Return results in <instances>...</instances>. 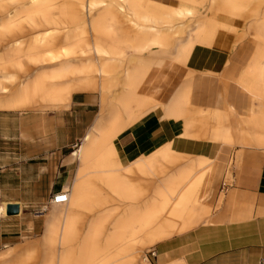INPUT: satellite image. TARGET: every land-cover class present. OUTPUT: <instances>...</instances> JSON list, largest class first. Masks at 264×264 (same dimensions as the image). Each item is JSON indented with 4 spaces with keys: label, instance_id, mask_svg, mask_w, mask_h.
I'll list each match as a JSON object with an SVG mask.
<instances>
[{
    "label": "crops",
    "instance_id": "0c3cea01",
    "mask_svg": "<svg viewBox=\"0 0 264 264\" xmlns=\"http://www.w3.org/2000/svg\"><path fill=\"white\" fill-rule=\"evenodd\" d=\"M78 1L83 4V0ZM99 1L102 6L111 4L104 0H92L86 5L97 3L96 8L102 7ZM110 2L121 5L122 0ZM161 7L163 5L154 0L134 1L130 16L134 19L132 24L136 35L138 25H149V18L162 19L147 13V9L160 10ZM86 32L88 37L92 35L89 28ZM259 34L264 41V24ZM6 48L12 50L1 55L0 62L15 67L19 75L5 72V68L0 69L2 264H28L38 248L42 250L39 264H90V260L92 264H103L107 254L113 256L118 253L121 245L132 246V251L136 250L135 258L140 261L146 256L140 257L138 252L157 243L150 256L154 264H264V146L241 142L232 147H218L200 140L180 138V122L169 119L165 101L169 102L174 85L187 82L182 79L185 73L177 74L179 79L170 89L169 80L164 88L161 87L156 99L163 103L148 99L143 105L130 106L125 113L118 103L122 74L108 82L112 90L105 94L100 89L101 78L96 82L98 87L91 90L80 88L81 78L73 76L74 71L95 64L97 56L93 51H90L87 60L80 63L79 59L64 55L67 48L63 50L61 47L58 52L51 51L54 47ZM251 54L252 48L237 47L225 61L241 67L249 61ZM23 59L35 66L46 65L50 70L31 76L21 62ZM248 67L237 74L235 84L225 83V91L219 96L225 102V115L230 122L233 116L240 115L245 122L255 124L252 127L254 131L263 130L264 79L250 75ZM185 68L188 69L186 64L182 68L186 72ZM9 74L14 78L20 77V81L16 78L12 81L4 79ZM247 77L252 79L251 84L247 82ZM29 80H38L49 93L46 99H40L37 94L36 99L21 106V101L19 104L17 99H11L20 84ZM193 82L195 106L209 109L213 115L222 109V103L217 100V93L222 89L217 75L197 72ZM10 86H15L12 92ZM3 88L6 92L2 91ZM260 90L262 95L253 96L255 91ZM90 92L99 94L95 97L96 101L88 94ZM37 106L69 108L46 116L23 110ZM62 116H74L75 124L81 126L79 136L65 134L72 132L73 123L67 127L64 119L59 118ZM139 121L135 131L124 133ZM113 128L114 139H105L106 132H111ZM233 130L242 129L238 125ZM76 140L80 142L70 154V143ZM168 146L177 154L203 156L211 160L199 191L204 204L195 209L197 218L191 229L136 248L137 235L133 231L136 220L132 203L121 200L119 196L126 188L138 185L139 181H148L147 177L140 175L138 166L148 164ZM105 180L112 181L114 187L116 184L119 191L116 193L113 187L112 190L106 187ZM61 191L67 192L68 201L57 205L50 203L48 213L41 214L46 217L45 220L41 219L42 216L31 214V208L40 207ZM78 196L87 199L95 196L104 204L94 208L86 200L74 207L73 200ZM9 204L18 205L17 214L6 215ZM60 205H63L62 211L58 210ZM206 206L207 211L202 214ZM83 216L87 223L82 233L79 225ZM208 218L209 222L205 223ZM106 226L109 230L105 232ZM40 231L43 234L38 242L29 243L19 251L14 249L25 240L31 242L38 238L34 235ZM142 237L144 240L147 236L144 234ZM96 245L102 250L94 254ZM110 245L112 251H103L105 246Z\"/></svg>",
    "mask_w": 264,
    "mask_h": 264
},
{
    "label": "bare ground",
    "instance_id": "6f19581e",
    "mask_svg": "<svg viewBox=\"0 0 264 264\" xmlns=\"http://www.w3.org/2000/svg\"><path fill=\"white\" fill-rule=\"evenodd\" d=\"M3 1L0 0V44H3V46L55 47L57 44H61L63 47H71L70 51H66L64 55L77 58L80 63L86 60L90 51H93L97 56L96 63L93 66H87L73 72V76L81 78L82 85L80 88L93 90L98 87L96 82L101 78L100 89L104 94L111 91L112 86L108 82L113 79L112 73L114 71L112 67H114V62L121 60L125 55L122 53L123 49L116 47V44L118 42L131 43L129 62L124 70V82L120 90V100H118L119 108L121 111H125V113H127L132 104L143 105V103L148 102V99H150L149 101L160 104L163 103L151 94L148 98L143 96L146 92L149 94L160 90L158 88L148 90L145 86L146 79L153 77L155 79L163 78L165 76L163 63L165 61L174 60L170 70L172 72H175L178 68H184L195 45L212 46L214 39L217 38L212 33L214 25H212L211 21H205L203 23L195 22L194 29L188 32L186 36H181V31L174 33L178 35V38L172 41L174 54L171 55L170 52L165 51L163 48L167 44L166 39L169 37L167 34H171L176 25L179 29L183 27V24L179 20L192 16L193 13L190 10L172 7L171 13L167 17L168 21L163 23L159 19L160 17L149 18L147 20V24L149 25H138L136 37H126L118 41L115 38L112 39V34L103 28L105 16L103 13L110 14L115 7L119 11L127 10L129 13H132V6L135 0H122L125 3V9H123L122 5H115L113 3L104 5V12H101L97 18H90L88 15L90 11L96 8L97 3H91L88 6L78 3L75 7H65L63 11H65L66 15L57 16L52 15L54 8L51 3L53 0H31L30 4H39L40 6L37 8H29L25 11L28 14L23 17L17 13L19 7L17 8L16 3L18 0L9 1L8 4H5ZM181 1L190 4H199L206 0ZM208 1L221 14L234 17H239L241 14H244L252 18L250 27L254 31L255 43L248 63V73L255 78L264 79V41L259 34L260 27L264 24V0ZM101 3V1L98 2L102 6ZM9 5L12 6V9L8 7ZM83 12L87 16L86 20L82 18ZM12 13H14L13 16H11ZM19 14L21 15L20 12ZM3 19L6 20L3 21ZM22 22H25L30 29L36 30V32L34 31V34L25 36L14 34L21 27ZM173 24L174 27L172 26ZM84 26H88L92 34L97 37V45L93 46V50H89L90 48L87 51L80 50L82 48L80 47L81 42L76 38L75 31ZM6 35L10 37L8 36L9 38L5 39ZM101 59H104V62H99ZM186 72L190 73L191 71L186 69ZM187 75L184 74V76ZM7 78H11V76L4 77V79ZM163 82L165 85L167 84V81L164 79ZM193 88L194 82L190 85L176 84L171 88L175 90L169 96V102L165 101L169 119L180 122L178 127L180 130V138L194 141L200 140L215 144L218 147H232L235 143L241 142H252L264 146V129L254 131L252 127L255 124L253 122H245L240 115L233 116L230 122L228 116L225 115V102L220 96L217 97V100L222 103V109H218V112L214 115L211 113V110L205 109V113L209 117V123L212 124L213 129V133L209 138L206 139V136L200 137L197 133L190 132L189 119H186L185 115L189 106L193 105V97L191 96ZM2 91L6 92V89L3 88ZM47 93H49V90L42 86L38 80H29L20 84L16 95L11 100L17 99L18 102L21 101L22 106L36 99L37 94L40 99H46ZM238 119H240V122H238ZM261 119H263L264 125V114ZM238 125L241 126L242 130H233ZM113 132L114 128L111 129V132H106L104 138L114 139ZM234 133L237 135L236 140H234ZM193 156L177 154L168 146L162 153L150 159L148 164H139L138 170L141 173L140 175L147 177L148 181H139V184L135 187L130 189L126 188L122 191L123 193L119 198L123 201H130L135 214L136 227L133 231L137 235L136 248H138V245L139 247L149 245L153 241L165 238L173 233L191 229L195 224L197 218L195 209L200 204H204L199 197V191L204 176L209 171L211 160L203 156ZM105 185L110 190L113 187L116 193L119 191L117 190V185L115 184L114 187L112 181L105 180ZM86 200L94 208L98 204H104L103 201L98 200L95 196H90L88 199L85 196H78L73 200V206L84 204ZM50 203L54 204L52 202ZM206 211L207 206L204 208L202 214H205ZM95 232H97L96 229ZM144 234L147 237L143 240L142 236ZM142 240L143 242L141 243ZM111 246H105L103 251H112ZM120 247L117 249L118 253L113 256L107 254V258L102 261L103 264L147 263L146 258H142L141 261L137 257L135 258L134 252L136 250L133 249L132 251V246L131 248L123 245ZM101 250V246L97 245L93 249L94 254ZM89 263L92 264V261L90 260Z\"/></svg>",
    "mask_w": 264,
    "mask_h": 264
},
{
    "label": "rangeland",
    "instance_id": "374dc122",
    "mask_svg": "<svg viewBox=\"0 0 264 264\" xmlns=\"http://www.w3.org/2000/svg\"><path fill=\"white\" fill-rule=\"evenodd\" d=\"M9 1H12V0H4L3 2L5 4H8ZM30 1L31 0H18L17 1L16 6L17 8L19 7L17 9L18 10L17 13L19 16L24 17L28 14L25 11H27L29 8H37L40 6L39 4L32 5L30 4ZM91 1L92 0H83V4L86 5L87 3H90ZM104 1H106L107 3H113V2H110L111 0H104ZM154 1L162 4L163 8L161 7L162 9L160 10L159 9L151 10L149 8L147 9V13L151 15L161 16L162 19L160 20L163 23L168 21L167 17L170 15L172 7H178V8L190 10L193 13L192 16L184 17L179 20L183 24V27L181 29H179L177 25L174 27V24H173L172 26L174 28L171 34H167L169 35V37L166 39L167 44L163 46V48L165 51L170 52L171 55L174 54L173 49H172V46H173L172 41L178 38L177 37L178 35H175L174 33H179L181 31L182 33L181 36L183 37L186 36L188 32H191L194 29L195 22L203 23L205 21H208V22L211 21L212 25L215 26V27L213 26L212 33H214V35L217 38L214 39V44L212 46L199 45V44L194 46L193 51L191 52L186 62V67L188 68V70L191 71L190 73L185 72V70L182 68L179 70L176 69L175 72H172L170 70H171V67L173 66L174 60L172 59V61H165L163 63L165 67L164 72H168L170 76L167 73L165 74L163 78L155 79V77H153L151 79H146L145 86L147 87V89L151 90V89L158 88L161 90L162 86L163 88L165 87V83L163 82V79L166 81L169 80L170 84H169L168 89H170V87H172L179 79V77H177V74L182 75L183 73H185L186 75L188 73L187 76L182 77V79L187 80V82L184 83L183 85H190L193 82L194 74L197 72H201L207 75H210V74L217 75L222 85V89L220 92L217 93V97H219V95H223V92L225 91L224 84L225 83L229 84L230 82H233L235 84L237 74L244 70H247L249 61L244 66L240 67V65L236 66L228 60L225 61V58L227 57L228 54H230L237 47H250V50L251 48L252 49L254 48V43H255L254 31L250 27L252 18L245 16L244 14H241L239 17L221 14L209 3L208 0L202 3H199V4H190L188 2L181 1V0H154ZM78 2H79L78 0H53L51 3L52 7L54 8V10L52 11V15H57V16L66 15L65 11H63L65 7L66 8L75 7L78 5ZM121 5L123 9H125L124 7L125 3L122 2ZM8 7L12 9L11 5H9ZM19 12L21 13V15L19 14ZM101 12H104L103 6L90 11L88 15L90 16V18H97V16L101 14ZM13 14L14 13H12L11 16H13ZM103 15H105L104 21H103V28L105 29V31L112 34L111 35L112 39L115 38L119 41V40L125 39L126 37L134 38L136 36V28L132 24L134 19L130 16V13L127 10L119 11V9L115 7L114 10L110 14L103 13ZM86 17H87L86 14L83 12L82 18L86 20ZM5 20L3 19V21ZM175 24H179V23H175ZM229 26H232V27H229ZM87 30H88V26H84L83 28L77 29L75 31L76 38L81 42L80 47L82 48H80V50L82 49L84 51H87L88 48L97 45V37L93 34L89 35L88 37V34L86 32ZM34 31L36 32V30L30 29L29 26L25 24V22H22L21 27H19L18 31H16L14 34L16 35L20 34L21 36H25L29 34H34L35 33ZM8 36L9 35H6L5 39L10 37ZM61 47L63 50L67 48V52L71 48V47H63L61 44H57V46L51 49V51L58 52L59 50H61ZM116 47H121L123 49L122 53L125 55L121 60L114 62V67H112L114 72L112 73V75H113V79L119 76L120 74L123 75V81L121 83V86H122L124 82V70L127 67L128 62H129L128 60L129 50H130V47H132V44L128 42H124V43L118 42L116 44ZM11 50L12 49H7L5 46H3V44H0V56L4 55L5 53H7V51H11ZM45 51L46 50H44L43 52ZM74 59H77V58H74ZM21 62L23 63V65L25 66V69L29 72V74H32V75L36 73L47 72L50 70L47 68L46 65L39 64L35 66L25 59L21 60ZM99 62H104V59H101ZM3 68H5V72L7 73L19 75L18 70L15 67L11 66L10 64L5 65V64H2V62H0V69H3ZM11 74L8 75V76H11V78H7V79H10L12 81V80H15L16 78L18 81H20V77L14 78L13 75ZM8 76H5V77H8ZM247 82L251 84L252 79L250 77H247ZM14 88L15 86H10L11 92L13 91ZM160 90L157 92H151L149 94L148 92H146L143 94V96L148 98L150 97L149 95L151 94L156 97V95L160 92ZM74 93H77V92H73L72 94ZM192 93H193V90L191 91V96H192ZM88 94L94 96L95 101H96L95 97L99 95L97 92H94V93L90 92ZM257 95L258 96L262 95L261 90L254 92L253 96H257ZM143 99L145 100V98ZM132 105H135V104H132ZM65 108L67 107L42 108V107L37 106V107H33L30 109H23V110L39 112L40 114H44L46 116L48 113L56 112V111L60 112L64 110ZM151 111H155V110H151ZM185 117L186 119H189L188 124L190 125L189 126L190 132L197 133V135L200 137L206 136V139H208L209 136L213 133L212 124L209 123L210 120L207 114L205 113V109L199 108L193 104L189 106L188 110L186 111ZM59 118L64 119V122L67 123V127H70L71 122L73 123L72 132L68 131L65 133L67 136H71L72 134V136L75 137L81 134L82 132L81 126H77L75 124L74 116L72 118L69 116H62ZM238 120H239L238 122H240V119ZM140 121L136 125H132L131 127L127 128L124 133H127L130 130L135 131V129L140 124ZM236 139H237V135L236 133H234V140ZM79 142H80L79 140H76L70 143L71 144L70 154L76 149V146L79 144ZM262 155H264V153H262ZM50 198L47 199V201L43 203L40 207L31 208L30 209L31 214L35 216H42L41 219L45 220L46 218L45 216L37 214V213H39L40 208L43 207L44 205H47L48 207V209H46L44 214L48 213V211L51 208V205L48 203ZM58 210L62 211L63 205H60L58 207ZM208 222H209V218L207 219L205 223H208ZM86 223H87V219H85V217L83 216V220L80 222V225H79V229L82 233L85 231ZM107 230H109V228H107L106 226L105 232ZM42 234L43 233H41L40 231V233H37L34 235L36 237L38 236V238L34 239L31 242L29 241L26 242L27 240H25V243L15 246L14 249L16 251H19L22 247L26 246L29 243L38 242ZM155 245H152L147 248H142L141 251L138 252V255L140 257L146 256L148 260L147 264H150V263L154 264L150 256H151V253L154 252V249L156 247ZM35 253H36L35 256L30 260L28 264H39V259H40L42 250L38 248ZM141 260L142 258L140 259V261ZM2 263L3 262L0 261V264Z\"/></svg>",
    "mask_w": 264,
    "mask_h": 264
},
{
    "label": "built area",
    "instance_id": "2783aa9c",
    "mask_svg": "<svg viewBox=\"0 0 264 264\" xmlns=\"http://www.w3.org/2000/svg\"><path fill=\"white\" fill-rule=\"evenodd\" d=\"M68 201V194L67 192H59L55 195H52L50 200H49V204L50 202L54 203V204H64ZM47 209V205H44L43 207L40 208L39 213L37 214H43Z\"/></svg>",
    "mask_w": 264,
    "mask_h": 264
},
{
    "label": "water",
    "instance_id": "95a60500",
    "mask_svg": "<svg viewBox=\"0 0 264 264\" xmlns=\"http://www.w3.org/2000/svg\"><path fill=\"white\" fill-rule=\"evenodd\" d=\"M18 205L9 204L6 206V215H14L18 213Z\"/></svg>",
    "mask_w": 264,
    "mask_h": 264
}]
</instances>
